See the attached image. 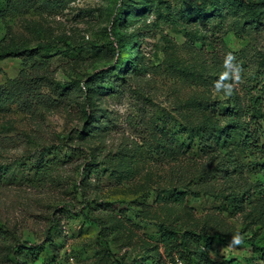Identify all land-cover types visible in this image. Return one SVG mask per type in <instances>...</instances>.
Wrapping results in <instances>:
<instances>
[{
  "label": "rangeland",
  "instance_id": "rangeland-1",
  "mask_svg": "<svg viewBox=\"0 0 264 264\" xmlns=\"http://www.w3.org/2000/svg\"><path fill=\"white\" fill-rule=\"evenodd\" d=\"M45 44L48 70L0 60V83L48 78L31 110L0 103V264H117L108 247L164 264L170 230L217 264H264V172L241 145L264 0H0V46ZM22 241L43 248L18 256Z\"/></svg>",
  "mask_w": 264,
  "mask_h": 264
},
{
  "label": "trees",
  "instance_id": "trees-1",
  "mask_svg": "<svg viewBox=\"0 0 264 264\" xmlns=\"http://www.w3.org/2000/svg\"><path fill=\"white\" fill-rule=\"evenodd\" d=\"M121 15L122 14H119L116 19H120ZM66 44L69 45L67 42ZM49 50L50 45L48 44L22 48L20 50L11 46H0V60L22 57V63L24 65H27L30 61L37 68L48 70ZM124 53H126V51ZM116 65L119 68L124 67V69H127L132 66V63L129 58L126 59L124 55H120ZM20 76V78H11L0 83V103L3 104L12 100H22L26 105V111H29L32 106L28 98L25 97V94H27L30 99L35 98L33 91L44 85L45 79L48 80V78L43 76L30 77L24 70L20 71ZM244 114L248 119L246 121V128L242 130L241 145L252 158L253 167L264 172V141H262L258 124L260 118L264 116V85L260 88L258 94L250 97L248 104H246L244 108ZM172 197L173 203L182 205L185 199V192H176ZM87 207L88 205L84 206L83 209L85 210ZM170 231L172 237H179L181 239V243L173 247L178 248L176 254L182 257L186 264H217L216 261L211 260L201 249V247H209L210 245L201 234L193 230H184L182 232ZM166 239L168 238H164V240ZM41 248H43V243L28 241H22L11 245L12 252L18 256L25 252H37ZM101 253L113 259L117 264H121L109 247L101 250ZM15 262V264L21 263L18 258ZM156 264L163 263L161 260L159 261L158 258Z\"/></svg>",
  "mask_w": 264,
  "mask_h": 264
},
{
  "label": "built area",
  "instance_id": "built-area-1",
  "mask_svg": "<svg viewBox=\"0 0 264 264\" xmlns=\"http://www.w3.org/2000/svg\"><path fill=\"white\" fill-rule=\"evenodd\" d=\"M71 264H76L72 262ZM164 264H186L185 260L180 257L178 254H173L170 257L166 258Z\"/></svg>",
  "mask_w": 264,
  "mask_h": 264
}]
</instances>
